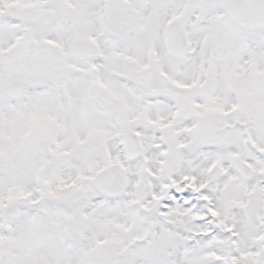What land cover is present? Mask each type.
I'll return each instance as SVG.
<instances>
[{
  "label": "snow or ice",
  "instance_id": "6c2138e0",
  "mask_svg": "<svg viewBox=\"0 0 264 264\" xmlns=\"http://www.w3.org/2000/svg\"><path fill=\"white\" fill-rule=\"evenodd\" d=\"M0 264H264V0H0Z\"/></svg>",
  "mask_w": 264,
  "mask_h": 264
}]
</instances>
